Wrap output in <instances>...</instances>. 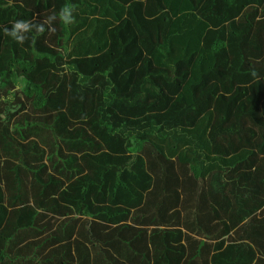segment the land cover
<instances>
[{
  "label": "trees",
  "instance_id": "1",
  "mask_svg": "<svg viewBox=\"0 0 264 264\" xmlns=\"http://www.w3.org/2000/svg\"><path fill=\"white\" fill-rule=\"evenodd\" d=\"M0 264H264V0H0Z\"/></svg>",
  "mask_w": 264,
  "mask_h": 264
}]
</instances>
